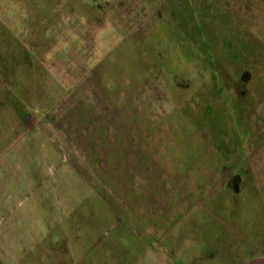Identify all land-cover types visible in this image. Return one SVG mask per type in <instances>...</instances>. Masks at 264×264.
Instances as JSON below:
<instances>
[{"label": "rangeland", "instance_id": "1", "mask_svg": "<svg viewBox=\"0 0 264 264\" xmlns=\"http://www.w3.org/2000/svg\"><path fill=\"white\" fill-rule=\"evenodd\" d=\"M264 262V0H0V264Z\"/></svg>", "mask_w": 264, "mask_h": 264}, {"label": "water", "instance_id": "2", "mask_svg": "<svg viewBox=\"0 0 264 264\" xmlns=\"http://www.w3.org/2000/svg\"><path fill=\"white\" fill-rule=\"evenodd\" d=\"M251 264H264V262L261 260H255L253 262H251Z\"/></svg>", "mask_w": 264, "mask_h": 264}]
</instances>
